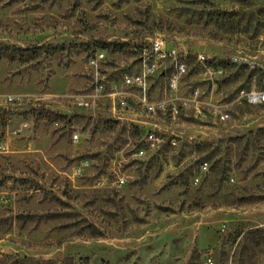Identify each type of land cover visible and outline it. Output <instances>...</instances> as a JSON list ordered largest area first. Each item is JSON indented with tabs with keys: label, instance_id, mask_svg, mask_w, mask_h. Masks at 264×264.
Instances as JSON below:
<instances>
[{
	"label": "rangeland",
	"instance_id": "obj_1",
	"mask_svg": "<svg viewBox=\"0 0 264 264\" xmlns=\"http://www.w3.org/2000/svg\"><path fill=\"white\" fill-rule=\"evenodd\" d=\"M156 36L226 64L213 85L190 64L178 95L198 86L203 101L229 118L204 107L176 123L161 119L178 145L140 158L143 138L132 127L106 122L105 106L82 109L71 96L89 84L94 48H129ZM0 44L65 46L30 62L0 56V96L27 100L6 132L29 121L0 154V264H9L4 255L56 264L66 257L76 264H264V249L238 261L232 243L238 228L264 227V102L246 95L264 86V0H0ZM131 60L115 53L106 68ZM166 82H156L154 97L169 95ZM55 115L63 116L57 124ZM84 220L105 236H88Z\"/></svg>",
	"mask_w": 264,
	"mask_h": 264
},
{
	"label": "built area",
	"instance_id": "obj_2",
	"mask_svg": "<svg viewBox=\"0 0 264 264\" xmlns=\"http://www.w3.org/2000/svg\"><path fill=\"white\" fill-rule=\"evenodd\" d=\"M128 52L132 57L131 62L113 72L106 67L112 63V54L121 52L113 53L104 48L91 52L87 58L89 84L71 98L82 109L96 110L105 106L108 110L106 120L138 129L143 138L135 148L138 157H145L148 152L166 144L178 145V136L169 127L165 128L159 121L161 119L176 123L184 111L204 107L216 119L225 121L229 118V113L218 104L203 101L204 94L198 86L192 89L188 97L178 95L183 78L189 74L191 57L195 58V63L205 74L207 84L215 83L221 67L211 62L213 58L204 54L193 56L184 46H170L163 36L134 43ZM159 79L167 80L166 89L169 92L162 98L153 95ZM246 95L251 103H263L264 86L260 91L253 90ZM26 102L24 96H0V154L8 151V135L20 134L28 128L29 121L23 119L16 130L6 132L16 116V108ZM72 137L75 142L80 140L78 133H73ZM201 168L207 170L208 163L203 162ZM194 181L198 183L200 178L195 177Z\"/></svg>",
	"mask_w": 264,
	"mask_h": 264
},
{
	"label": "trees",
	"instance_id": "obj_3",
	"mask_svg": "<svg viewBox=\"0 0 264 264\" xmlns=\"http://www.w3.org/2000/svg\"><path fill=\"white\" fill-rule=\"evenodd\" d=\"M65 46L61 45H46V46H34V47H17L10 46L7 44H0V56L8 59L9 61H20V62H30L35 59H38L42 55L54 53L60 49H64ZM98 48L108 49L111 52H121L126 53L129 51V48L124 46V44H101L100 46L94 48L92 52ZM194 57L190 58V64L195 63ZM213 64L219 67H226L225 63H217L216 60L211 61ZM260 79L264 81V71H260L259 75ZM49 113V112H47ZM63 116L55 115L53 122H59L60 118ZM106 122L110 124H117L120 122L107 120ZM134 133L137 135H141L138 129H134ZM260 132L264 134V128L260 129ZM37 219H41L42 217H36ZM35 219L34 216H26L24 217V221ZM83 231L87 233L88 236L94 238H102L105 236V233L98 228L95 224L89 222L88 220H84ZM232 243L236 245L235 251L233 253V257L238 261L249 260L254 257L258 250L264 249V227H255V228H238L236 233L233 236ZM217 250V248H216ZM199 252L195 251L191 257V261H195L199 259ZM4 259H6L9 264H56L53 260H39L34 258H20L15 256L4 255ZM62 264H76L75 259L73 257L64 258Z\"/></svg>",
	"mask_w": 264,
	"mask_h": 264
}]
</instances>
